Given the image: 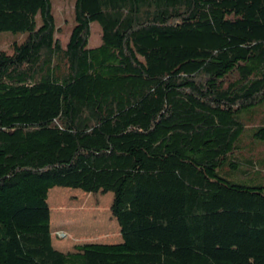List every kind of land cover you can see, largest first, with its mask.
<instances>
[{
  "label": "trees",
  "instance_id": "obj_1",
  "mask_svg": "<svg viewBox=\"0 0 264 264\" xmlns=\"http://www.w3.org/2000/svg\"><path fill=\"white\" fill-rule=\"evenodd\" d=\"M3 31L0 264H264V0H75L66 40L53 0H0ZM55 186L112 191L122 241L57 249Z\"/></svg>",
  "mask_w": 264,
  "mask_h": 264
},
{
  "label": "rangeland",
  "instance_id": "obj_2",
  "mask_svg": "<svg viewBox=\"0 0 264 264\" xmlns=\"http://www.w3.org/2000/svg\"><path fill=\"white\" fill-rule=\"evenodd\" d=\"M54 12L58 24L62 26L60 35L65 40L73 24V10L75 0H53ZM26 32L3 31L0 33V48L10 49L14 42L22 43ZM101 43V27L97 22L92 24L90 46ZM257 118L256 122L248 121L242 135V146L246 153L257 157H264V139H256L254 132L264 120V104L254 107L250 113ZM258 182H264V170L256 172ZM57 192L49 196L48 201L53 209L52 230L53 243L57 249L64 252L76 251V245L86 242H119L122 234L118 220L112 213L114 193L87 192L79 188L55 186ZM59 193L65 194L67 199L57 201ZM62 231L67 236L57 235Z\"/></svg>",
  "mask_w": 264,
  "mask_h": 264
},
{
  "label": "built area",
  "instance_id": "obj_3",
  "mask_svg": "<svg viewBox=\"0 0 264 264\" xmlns=\"http://www.w3.org/2000/svg\"><path fill=\"white\" fill-rule=\"evenodd\" d=\"M57 235L61 236V237L67 236V234L65 232H62V231H57Z\"/></svg>",
  "mask_w": 264,
  "mask_h": 264
}]
</instances>
